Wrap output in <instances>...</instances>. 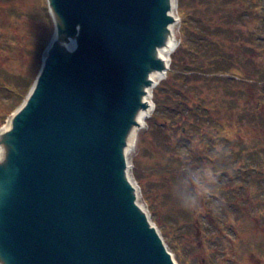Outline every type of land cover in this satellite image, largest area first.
<instances>
[{
    "label": "water",
    "instance_id": "1",
    "mask_svg": "<svg viewBox=\"0 0 264 264\" xmlns=\"http://www.w3.org/2000/svg\"><path fill=\"white\" fill-rule=\"evenodd\" d=\"M53 35L0 129V264H175L127 150L173 38L172 0H46Z\"/></svg>",
    "mask_w": 264,
    "mask_h": 264
},
{
    "label": "rangeland",
    "instance_id": "2",
    "mask_svg": "<svg viewBox=\"0 0 264 264\" xmlns=\"http://www.w3.org/2000/svg\"><path fill=\"white\" fill-rule=\"evenodd\" d=\"M172 2L176 47L127 150L137 204L175 264H264V0ZM52 35L46 0H0V126Z\"/></svg>",
    "mask_w": 264,
    "mask_h": 264
},
{
    "label": "bare ground",
    "instance_id": "3",
    "mask_svg": "<svg viewBox=\"0 0 264 264\" xmlns=\"http://www.w3.org/2000/svg\"><path fill=\"white\" fill-rule=\"evenodd\" d=\"M176 22H177V19H176ZM175 47H176V43H175L174 39L171 38L169 43H168V46L163 51L160 52V57L164 60L166 66H167V69H168V64H169V58H170L171 54L174 52ZM167 69H166V71H167ZM166 71L163 73H159V74L157 73V74L151 75V80H152L153 86H156L165 78ZM150 112H151V106L149 107V109L145 113L141 114V116L139 118L138 129H140V127H142L145 120L149 117ZM133 137H132L130 143L132 142ZM0 154H1V152H0Z\"/></svg>",
    "mask_w": 264,
    "mask_h": 264
},
{
    "label": "trees",
    "instance_id": "4",
    "mask_svg": "<svg viewBox=\"0 0 264 264\" xmlns=\"http://www.w3.org/2000/svg\"><path fill=\"white\" fill-rule=\"evenodd\" d=\"M39 63V62H38ZM3 89L6 91V92H8V95L9 96H11L13 99H15L17 96H18V93L16 92V91H13L10 87H8V86H6V85H4L3 86ZM23 99V97L20 99V101ZM4 120H5V118H4ZM4 120H3V122H4ZM2 122V123H3Z\"/></svg>",
    "mask_w": 264,
    "mask_h": 264
}]
</instances>
